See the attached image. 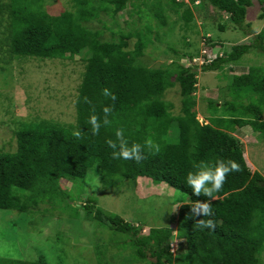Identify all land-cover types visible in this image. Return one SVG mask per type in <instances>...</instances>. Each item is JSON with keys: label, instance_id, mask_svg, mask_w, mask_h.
Masks as SVG:
<instances>
[{"label": "trees", "instance_id": "16d2710c", "mask_svg": "<svg viewBox=\"0 0 264 264\" xmlns=\"http://www.w3.org/2000/svg\"><path fill=\"white\" fill-rule=\"evenodd\" d=\"M70 1L71 9L55 15L47 10L48 0H0V86L13 80L15 58L80 55L85 65L76 124L21 121L14 132L16 149L0 150V210L15 212L18 223L17 217L43 203L67 205L68 200L69 207L72 191L62 187L61 179H83L97 167L106 177L148 178L189 195V201L173 211L170 225L151 227L145 234L142 226L95 207L92 199L84 205L90 220L127 236L130 258L149 264H261L264 175L250 168L245 145L235 133L250 126L264 138V65L230 71L254 50L264 56V29L230 50H217L215 59L203 65V71L221 69L227 80L221 102L208 100L206 125L193 111L197 65L149 67L142 60L145 50L166 34L163 27L170 29L179 19L193 23L192 7L208 11L200 18L227 20L218 24L222 31L228 23L252 29L246 18L254 0ZM260 1L263 20L264 0ZM128 6L141 19H157V24H120L118 16ZM104 17L111 19L112 27ZM170 20L175 21L169 25ZM213 40L206 37L212 49L224 46ZM175 83L182 97L179 114L164 99ZM79 212L76 208L72 222L82 219ZM174 236L179 239L175 253L170 247ZM57 238L66 240L63 232ZM4 240L0 264H64V259L52 263L45 255L30 258L15 242ZM97 247L98 264H107ZM63 254L60 251V258ZM148 254L154 260H148Z\"/></svg>", "mask_w": 264, "mask_h": 264}, {"label": "rangeland", "instance_id": "374dc122", "mask_svg": "<svg viewBox=\"0 0 264 264\" xmlns=\"http://www.w3.org/2000/svg\"><path fill=\"white\" fill-rule=\"evenodd\" d=\"M151 1L148 0L149 3ZM186 3L189 4L188 1ZM71 7L70 0L47 2V10L55 15ZM262 8V2L254 0L253 6L248 10L246 22L251 23L252 29L238 28L228 23L227 29L222 31L218 24L227 20H214L212 16L207 19L200 18L202 14L205 17L208 11L192 7L195 19L191 27L181 19L170 29L163 27L162 30H166V34L161 35L158 41L145 50L142 60L149 67H160L175 62L184 67H190L192 63L197 65L199 83L195 92L197 104L193 111H197V118L203 125L210 123L205 117L209 114L208 100L220 103L226 93L227 84L221 69L203 71V65L215 58L217 50H230L232 45L242 43L264 29V19L260 20ZM131 10L132 7L128 6L127 10L118 16L120 24L125 26L126 21H135L136 27H142L148 21L152 25L157 24V19H141L140 14L132 13ZM104 22L113 26L108 17H104ZM173 22L170 20L169 25ZM103 23L91 25L101 28ZM208 36L214 38L213 42H222L224 46L212 49L206 42ZM106 38H110V32H106ZM130 41L133 44L135 39ZM172 49L178 52L175 53ZM255 52L254 50L245 55L241 61L242 65L236 66L230 73L245 72L249 64L264 65V56ZM189 55H193L192 62ZM204 56L207 57L206 61ZM84 66L80 55L74 59L15 58L13 80L6 86H0V150L13 152L16 149L14 132L21 121L46 119L60 124H76V99L83 80ZM181 98L178 83L168 89L164 96L166 101L174 104L172 111L175 114L180 113ZM235 134L245 145V157L250 168L264 175V138L250 126L240 128ZM61 185L65 190L72 191L73 201L69 203V207L68 200L65 201L67 205L63 202L43 203L32 208V213L17 217L18 223L13 220L15 212L0 210V247L3 246L1 243L5 238V243L15 242L18 247H22L25 256L30 258L45 255L52 263H62L64 259V264H98V244L104 252L102 260L107 264H127L129 259L132 260L131 264H149L138 257L130 258L132 250L125 242L127 236L114 233L106 226H99L98 222L90 220L85 216L84 205L92 199L95 207L118 214L125 220L142 226L145 229L142 234H145L151 227L170 225L173 211L189 201V195L177 187L143 177H106L97 167L90 168L83 179H61ZM76 208H79L82 219L74 223L72 216ZM58 232H63L66 240H59ZM178 245L179 239L174 236L170 245L171 251L176 252ZM60 251L64 253L61 258ZM15 254L20 255L17 251ZM147 259L154 260L149 254ZM261 264H264V252L261 255Z\"/></svg>", "mask_w": 264, "mask_h": 264}, {"label": "clouds", "instance_id": "9594fccd", "mask_svg": "<svg viewBox=\"0 0 264 264\" xmlns=\"http://www.w3.org/2000/svg\"><path fill=\"white\" fill-rule=\"evenodd\" d=\"M213 54H214V53H213ZM216 56H217V53H215V57H216ZM214 59H215V58H214ZM206 60H207V59H206ZM206 60H204V61H206ZM212 60H213V59H212ZM212 60H210V62H211ZM210 62H209V63H210ZM209 63H208V64H209ZM173 253H175V252H173Z\"/></svg>", "mask_w": 264, "mask_h": 264}]
</instances>
